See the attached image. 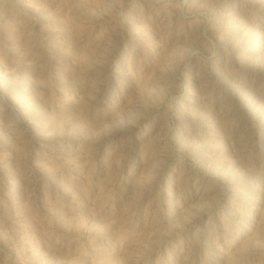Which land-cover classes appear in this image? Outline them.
I'll use <instances>...</instances> for the list:
<instances>
[{
    "label": "rangeland",
    "instance_id": "374dc122",
    "mask_svg": "<svg viewBox=\"0 0 264 264\" xmlns=\"http://www.w3.org/2000/svg\"><path fill=\"white\" fill-rule=\"evenodd\" d=\"M0 264H264V0H0Z\"/></svg>",
    "mask_w": 264,
    "mask_h": 264
}]
</instances>
